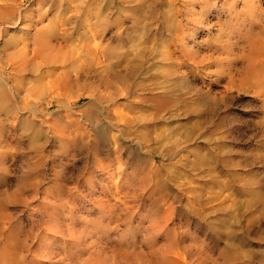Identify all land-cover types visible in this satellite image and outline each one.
Instances as JSON below:
<instances>
[{"label": "rangeland", "instance_id": "obj_1", "mask_svg": "<svg viewBox=\"0 0 264 264\" xmlns=\"http://www.w3.org/2000/svg\"><path fill=\"white\" fill-rule=\"evenodd\" d=\"M0 86V258L264 264V0H0Z\"/></svg>", "mask_w": 264, "mask_h": 264}, {"label": "bare ground", "instance_id": "obj_2", "mask_svg": "<svg viewBox=\"0 0 264 264\" xmlns=\"http://www.w3.org/2000/svg\"><path fill=\"white\" fill-rule=\"evenodd\" d=\"M99 44V43H98ZM96 45V44H95ZM47 46H49V45H47ZM96 47V46H95ZM37 52V51H36ZM6 84V83H5ZM6 85H8V84H6ZM4 86V85H3ZM1 87V86H0ZM5 89H7V87L5 88ZM7 91H9V90H1L0 91V96L2 97V95L3 96H7L8 94H9V92H7ZM8 97H9V95H8ZM12 97H14V96H12ZM4 98V97H3ZM6 101V100H5ZM37 148V147H36ZM37 164H39V162L38 163H36V165ZM35 165V164H34ZM33 165V166H34ZM35 165V166H36ZM32 166V167H33ZM35 166H34V170H36V171H39V170H37V168L35 169ZM32 167H31V169H32ZM38 167V166H37ZM29 169H30V167H29ZM31 173L33 172V169H32V171H30ZM40 172V171H39ZM61 173H62V171H61ZM63 173H64V171H63ZM27 174V173H26ZM36 174H37V172H36ZM25 175V174H24ZM23 175V176H24ZM28 175V174H27ZM26 175V176H27ZM30 175V174H29ZM64 175L66 176V174L64 173ZM63 175V176H64ZM34 176V175H33ZM32 176V177H33ZM37 176V175H36ZM56 176H60V175H57L56 174ZM27 177H29V176H27ZM31 177V176H30ZM30 177L28 178L29 180H30ZM31 177V178H32ZM36 178V177H35ZM26 179V181L28 182V184H30V185H28V187H26V188H29V186H32L33 187V182L31 183H29V180H27V178H25ZM32 179H34V178H32ZM25 181V180H24ZM34 181V180H33ZM40 181V180H39ZM66 181V180H65ZM21 182H22V180H21ZM19 183H20V181H19ZM23 183H25V182H23ZM26 185H27V183H26ZM35 186V185H34ZM37 186H35V188H33V189H37L36 188ZM16 191H14L15 193H17V194H19L20 193V191H22V190H24L25 191V186L24 185H22L21 186V184H17L16 185ZM58 189V188H57ZM27 190V189H26ZM14 192H13V194H14ZM68 192V191H67ZM67 195H68V193H66ZM66 195V196H67ZM69 195H71V194H69ZM14 196V195H13ZM11 197H12V195H11ZM10 197V198H11ZM13 198V197H12ZM16 198H19L18 196L16 197ZM17 200V199H16ZM19 201V200H18ZM17 202V201H16ZM18 203V202H17ZM0 205H1V202H0ZM4 207H5V205H4ZM2 219V218H1ZM6 219V218H5ZM54 226V225H53ZM52 226V227H53ZM49 227V226H48ZM51 227V228H52ZM16 229V228H15ZM20 231V228H17L16 230H14L12 233H10L9 234V236H8V238H7V243H9V245L7 246V248H8V250H7V248H6V250H5V252H3L4 253V255H3V257H1L0 258V264H22L20 261V256H19V254L21 253L20 252V250H22L21 248H22V242H23V240H21V239H19L18 237H19V234H18V232ZM20 241H19V240Z\"/></svg>", "mask_w": 264, "mask_h": 264}]
</instances>
